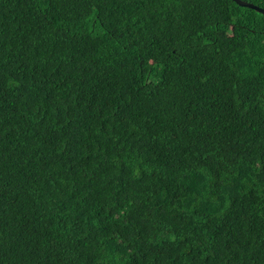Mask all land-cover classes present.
I'll list each match as a JSON object with an SVG mask.
<instances>
[{
    "label": "trees",
    "instance_id": "obj_1",
    "mask_svg": "<svg viewBox=\"0 0 264 264\" xmlns=\"http://www.w3.org/2000/svg\"><path fill=\"white\" fill-rule=\"evenodd\" d=\"M0 264H264V16L0 0Z\"/></svg>",
    "mask_w": 264,
    "mask_h": 264
},
{
    "label": "water",
    "instance_id": "obj_2",
    "mask_svg": "<svg viewBox=\"0 0 264 264\" xmlns=\"http://www.w3.org/2000/svg\"><path fill=\"white\" fill-rule=\"evenodd\" d=\"M231 1H233L239 7H244V8L254 10L255 12L260 13L264 16V9L263 8H259L255 5L251 4V3H248V2H245L242 0H231Z\"/></svg>",
    "mask_w": 264,
    "mask_h": 264
},
{
    "label": "bare ground",
    "instance_id": "obj_3",
    "mask_svg": "<svg viewBox=\"0 0 264 264\" xmlns=\"http://www.w3.org/2000/svg\"><path fill=\"white\" fill-rule=\"evenodd\" d=\"M47 17V16H46ZM73 19V18H72ZM60 29V28H59ZM70 31V30H69ZM49 206H51V205H49ZM55 222V221H54ZM5 228V227H4ZM33 230V229H32ZM59 233V232H58ZM60 235V234H59Z\"/></svg>",
    "mask_w": 264,
    "mask_h": 264
}]
</instances>
